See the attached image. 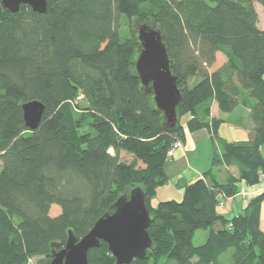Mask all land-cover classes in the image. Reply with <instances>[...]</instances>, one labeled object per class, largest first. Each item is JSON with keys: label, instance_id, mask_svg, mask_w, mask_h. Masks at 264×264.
<instances>
[{"label": "trees", "instance_id": "obj_1", "mask_svg": "<svg viewBox=\"0 0 264 264\" xmlns=\"http://www.w3.org/2000/svg\"><path fill=\"white\" fill-rule=\"evenodd\" d=\"M13 14L0 0V264H51L69 231L80 240L135 188L146 196L153 247L131 264H264V191L232 218L218 213L239 184L264 183V0H47ZM162 32L182 101L169 129L135 62L134 25ZM127 25L130 34L121 36ZM82 96V100L78 98ZM39 101V129L22 105ZM249 111L247 140L229 142L213 118ZM207 131L212 169L183 187L181 201L152 199L167 185L178 141ZM130 161H124L123 156ZM142 165L143 167L139 166ZM226 168L224 182L214 171ZM54 206L61 208L55 217ZM197 231H208L195 246ZM89 264H116L106 243Z\"/></svg>", "mask_w": 264, "mask_h": 264}, {"label": "water", "instance_id": "obj_2", "mask_svg": "<svg viewBox=\"0 0 264 264\" xmlns=\"http://www.w3.org/2000/svg\"><path fill=\"white\" fill-rule=\"evenodd\" d=\"M4 8L11 13H19L22 6L30 7L38 14L48 10L47 0H1ZM139 53L135 62L136 72L144 88H149L154 96L157 109L164 115L169 129L178 123L177 107L182 101L178 80L172 74L170 58L162 32L150 24H139L136 29ZM26 127L31 132L39 129L45 106L39 101L22 105ZM112 213H106L95 223L92 230L78 240L69 231L66 246L53 251L51 264H89L88 253L101 246L109 247L116 264H131L133 260H143L153 247L149 234L150 213L146 206V196L141 188H135L128 195L120 197L113 206Z\"/></svg>", "mask_w": 264, "mask_h": 264}, {"label": "crops", "instance_id": "obj_3", "mask_svg": "<svg viewBox=\"0 0 264 264\" xmlns=\"http://www.w3.org/2000/svg\"><path fill=\"white\" fill-rule=\"evenodd\" d=\"M218 108V104L214 103L211 110L213 118L224 120L225 124L229 125L234 130H240L242 128L240 121L235 122L236 120L234 119L230 120V115H219ZM214 109L216 110V115H214ZM247 113L249 114L248 110ZM243 128H245V134L242 135L249 137V133L252 129L251 122L249 125H247V127L244 126ZM185 136V142L181 147L177 148L173 152L172 160L167 162L166 174L169 181L166 186L157 190L156 197L161 196L167 198V193L170 190L165 189H167V187H169L170 185H172L176 189L177 194L181 195L180 197H183V187L185 185L192 184L197 180L204 178V173L212 169V160L215 154V143L212 141L209 133L205 130L199 131L197 133H190L187 129H185ZM228 172L234 173L236 171L235 169L228 170L226 168H220L214 171V175L219 181L224 182L226 180ZM239 188L240 191L235 198L225 201V204L222 206L223 210H220V208L217 209L219 214L224 215L227 218H232L233 216L242 213L248 205L249 200L260 195L264 191V183H261L260 185L254 187H247L244 183H240ZM241 192H244V194H249L252 197L249 198V200L245 197L244 199H242L240 197ZM162 200L165 201L170 199ZM227 204L229 206L227 208H223ZM263 218L264 204L262 205L261 211V228L264 231Z\"/></svg>", "mask_w": 264, "mask_h": 264}, {"label": "rangeland", "instance_id": "obj_4", "mask_svg": "<svg viewBox=\"0 0 264 264\" xmlns=\"http://www.w3.org/2000/svg\"><path fill=\"white\" fill-rule=\"evenodd\" d=\"M255 8H256V10L258 12V15H259V28L262 29V30H264V11H263V8L259 4H256L255 5ZM133 27H134V29H137V24H135ZM129 34H130V31H129L128 26L127 25H123L121 27V36H122V38L125 39L126 37L129 36ZM218 110H219V108H218ZM214 112H215L214 115H216V110L215 109H214ZM218 112H219V115H221V116H223V115L226 116L227 115V114L222 113L220 110ZM230 116H231V119L230 120H233L234 119V120H236L235 122L240 121L242 128L240 130L236 129V130H238V131H236L233 128H231L229 125L223 123L221 125V127H220V130H219L220 136L222 138H224V139L229 140V142L247 140L248 139V136H243L242 135V134H245L244 133L245 128H243V127L244 126L247 127V125L250 124V122H249V114L247 113V110L245 111L243 109H238L234 114H231ZM178 143H180L179 144V147H181L182 144H183L182 141H178ZM179 147H177V148H179ZM177 148H175V146H174V148L172 149V154L169 155L168 162L172 160V158H173V152ZM262 153H263V156H264V150L262 151ZM123 157H124L123 158L124 161H130L132 159L131 157H129L127 155L126 156L124 155ZM139 166L143 167L141 164ZM0 168H1V162H0ZM234 173H236V172H234ZM165 190H170L167 193V196H166L167 198L159 196V197H155V198L152 199V203H153V205L155 207L161 201H164L162 199H170V200H176V201H181L182 200V197H180L181 195L180 194H177L176 189L172 185H170L169 187H167V189H165ZM240 197L242 199H244V197H245V198H247L249 200V198H251L252 196L249 195V194H246V193L244 194V192H241L240 193ZM165 201H169V200H165ZM228 206L229 205L227 204L223 208H227ZM218 208H220V210H223L222 207H218ZM60 213H61V208L58 207V206H54L51 209V211H50V215L52 217H55V216L59 215ZM263 221H264V218H263ZM207 236H208V231H197L196 232V235H195V238L193 240L194 245L195 246L203 245L205 243L206 239H207ZM231 256H232V251H230V253L226 257V258L229 259V263H230ZM36 262H37V259H33V260H31L30 264H36Z\"/></svg>", "mask_w": 264, "mask_h": 264}, {"label": "built area", "instance_id": "obj_5", "mask_svg": "<svg viewBox=\"0 0 264 264\" xmlns=\"http://www.w3.org/2000/svg\"><path fill=\"white\" fill-rule=\"evenodd\" d=\"M81 100H82V96L78 98V101H81ZM179 144H180V143L177 142V143L175 144V148L179 147ZM170 154H172V151L170 152ZM170 154H169V155H170Z\"/></svg>", "mask_w": 264, "mask_h": 264}]
</instances>
